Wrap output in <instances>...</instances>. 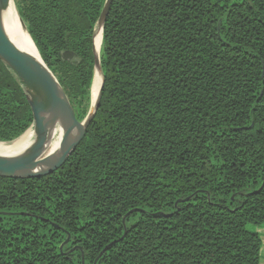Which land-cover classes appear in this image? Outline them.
Masks as SVG:
<instances>
[{
  "label": "trees",
  "instance_id": "1",
  "mask_svg": "<svg viewBox=\"0 0 264 264\" xmlns=\"http://www.w3.org/2000/svg\"><path fill=\"white\" fill-rule=\"evenodd\" d=\"M105 1L14 0L79 122ZM99 60L65 163L0 177V264H260L264 0H112ZM32 123L0 59V142Z\"/></svg>",
  "mask_w": 264,
  "mask_h": 264
},
{
  "label": "water",
  "instance_id": "2",
  "mask_svg": "<svg viewBox=\"0 0 264 264\" xmlns=\"http://www.w3.org/2000/svg\"><path fill=\"white\" fill-rule=\"evenodd\" d=\"M10 2H13V0H0V59L22 85L32 112L33 123L30 128H33L35 139L26 151L15 155H0V177L15 179L41 177L51 174L65 163L84 136L86 128L99 106L104 80L94 39L97 30L101 29L102 33L112 0L105 1L94 29V76L91 85V95L96 71L101 76V82L94 104L91 105L86 118L82 122L77 121L75 118L66 95L42 59L39 61L20 50L7 36L1 19V10L7 7ZM19 21L22 28L27 32L25 24L20 17ZM71 57L72 54L64 56L65 59ZM57 125L62 130L58 146L42 168H34L37 160L43 155L45 146L50 142L51 133ZM76 125L81 126L80 135L74 140Z\"/></svg>",
  "mask_w": 264,
  "mask_h": 264
},
{
  "label": "bare ground",
  "instance_id": "3",
  "mask_svg": "<svg viewBox=\"0 0 264 264\" xmlns=\"http://www.w3.org/2000/svg\"><path fill=\"white\" fill-rule=\"evenodd\" d=\"M17 14L18 13L16 12L13 2H10L7 7L1 10V19L7 36L20 50L24 51L25 53L41 61L32 40L30 39L27 32L22 28L19 21V16ZM101 35H102L101 29L97 30L94 39V45L97 53H99L101 47L100 46ZM100 82H101V76L96 71L94 83H93L92 95H91L92 105L94 104L95 97L100 86ZM80 127H81L80 125L75 126L74 140H76L80 135ZM61 136H62V130L57 125L51 133L50 142L45 146L44 153L37 160L34 168L36 169L42 168L45 165L49 157L52 155V153L58 146ZM34 139H35V133L33 131V128L31 127L20 138H17V140H15L14 142L8 144L0 143V155H15L23 151H26L32 145Z\"/></svg>",
  "mask_w": 264,
  "mask_h": 264
},
{
  "label": "crops",
  "instance_id": "4",
  "mask_svg": "<svg viewBox=\"0 0 264 264\" xmlns=\"http://www.w3.org/2000/svg\"><path fill=\"white\" fill-rule=\"evenodd\" d=\"M255 232H257L261 236L262 248L260 251V264H264V225L260 228H257Z\"/></svg>",
  "mask_w": 264,
  "mask_h": 264
},
{
  "label": "rangeland",
  "instance_id": "5",
  "mask_svg": "<svg viewBox=\"0 0 264 264\" xmlns=\"http://www.w3.org/2000/svg\"><path fill=\"white\" fill-rule=\"evenodd\" d=\"M13 3H14V0H13ZM14 4H15V3H14ZM14 6H15V5H14ZM16 12H17V11H16ZM17 15H18V14H17ZM99 52H100V50H99ZM91 105H92V103L90 104V107H91ZM4 144H8V143H4ZM250 229L256 231L257 228H253V227H251Z\"/></svg>",
  "mask_w": 264,
  "mask_h": 264
}]
</instances>
